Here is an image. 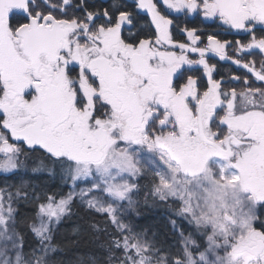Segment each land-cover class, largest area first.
Returning <instances> with one entry per match:
<instances>
[{
    "label": "snow or ice",
    "instance_id": "1",
    "mask_svg": "<svg viewBox=\"0 0 264 264\" xmlns=\"http://www.w3.org/2000/svg\"><path fill=\"white\" fill-rule=\"evenodd\" d=\"M136 8L154 25L147 38L124 35L138 18L119 0L103 10L86 0H0V171L27 168L41 152L31 171L58 167L73 187L59 199L23 180L14 192L0 188V264H61L53 238L76 198L115 229H103L107 264H264V0H138ZM173 11L202 13L247 39L208 35L201 47L198 29L185 27L188 42L175 41ZM257 52L258 67L245 59ZM208 54L243 74L214 78ZM185 65L202 66L201 76L185 75ZM78 183L88 187L76 192ZM150 200L201 241L180 230L173 250L150 227L137 230L125 214ZM37 201L39 224L29 227L39 243L26 253L13 204Z\"/></svg>",
    "mask_w": 264,
    "mask_h": 264
},
{
    "label": "trees",
    "instance_id": "2",
    "mask_svg": "<svg viewBox=\"0 0 264 264\" xmlns=\"http://www.w3.org/2000/svg\"><path fill=\"white\" fill-rule=\"evenodd\" d=\"M37 158L36 156H30L25 161L27 168H20L8 174H0V188L8 187L9 191L14 192V186L19 185L23 180L36 184V190L41 195L56 194V198L66 195L70 191L71 181L65 182L61 179L58 167L55 175H50L47 171L37 173L31 171V168L38 163ZM140 199L142 201V196ZM38 203L37 201L28 204L23 202L13 204L14 208L18 209L16 213L17 228L25 235L24 251L26 253L37 247L39 243L38 238L29 227V225L36 222ZM168 204H172V202H168ZM173 207H178V204L173 205ZM138 212V215L135 212H129L125 219H131L137 230L150 227L149 235L152 232L157 233L156 238L164 241L166 245H174L173 250L182 246L178 232L168 224V218L176 219L177 224L185 233L192 230L185 220L175 216L173 209L167 207L164 203L153 204L151 200L147 205L141 203ZM92 224H97L101 230H94L91 227ZM105 228L108 232L115 231L106 214H102L95 209H89L86 204L75 199L70 214H66L56 227L53 243L58 245V249L52 258L60 261L61 264H92V258H96L99 264H107V252L102 247L108 241V234L103 231ZM192 233L195 235L193 230Z\"/></svg>",
    "mask_w": 264,
    "mask_h": 264
},
{
    "label": "flooded vegetation",
    "instance_id": "3",
    "mask_svg": "<svg viewBox=\"0 0 264 264\" xmlns=\"http://www.w3.org/2000/svg\"><path fill=\"white\" fill-rule=\"evenodd\" d=\"M78 2V0H74V3ZM88 8L91 9H99L103 10L105 8H109L113 3L114 0H86ZM119 3L126 6V8L133 13L138 18L137 26L134 28H125L124 35L127 36L129 32L138 33L139 38H147V36L151 35L154 32V25L150 23V15H148L144 10H139L136 8L138 0H119ZM73 9H69V12H72ZM78 15L81 13H77ZM171 19L174 20V25L171 28L172 36L175 41L181 43H187L188 38L187 34L183 31L185 27L188 28H197V34L200 35L201 40L204 42L199 46L203 47L207 43V36L208 35H216L217 39L220 40H238V39H247L241 35H237L235 30L226 31L224 27L220 25L219 21L213 22L212 18H205L203 17L202 13H188L185 15L184 13H175L174 11L170 15ZM147 22V23H146ZM178 25V27H177ZM178 51V49H177ZM228 54H232V49H228ZM192 59H198V55L190 54ZM209 62L215 64L217 66L216 72L214 73V78L219 79L221 76L225 78V80H229L232 75H242L243 71L238 68L235 64H233L229 60H220L219 57H214V54H208ZM262 57L259 53H255L251 57H246L245 59H255L257 61V67L259 66V61ZM185 69H190L191 71H186L185 75H196L201 76L203 72V68L200 65H185ZM206 77L202 78V86L206 84ZM226 86L228 87H237L239 88L240 85L235 83H229ZM259 86V85H256ZM41 152H33L30 156L42 157ZM21 158L24 157L22 156ZM168 202H172L171 200ZM175 231H178L175 229Z\"/></svg>",
    "mask_w": 264,
    "mask_h": 264
},
{
    "label": "rangeland",
    "instance_id": "4",
    "mask_svg": "<svg viewBox=\"0 0 264 264\" xmlns=\"http://www.w3.org/2000/svg\"><path fill=\"white\" fill-rule=\"evenodd\" d=\"M20 159H21V157H20ZM11 173V172H10ZM0 174H8V173H4V172H2V171H0ZM86 187H88V185L87 184H84V183H78L77 185H76V188H75V191L76 192H79V190L81 189V188H86ZM73 190V187H72V182H71V186H70V191H72ZM69 191V192H70ZM68 192V193H69ZM93 195H101V194H99V193H94ZM57 199H59V198H57ZM76 200H78V201H80L81 203H83L79 198H76ZM85 204V203H84ZM14 207V206H13ZM129 213V212H128ZM128 213H126L125 214V218H126V216L128 215ZM62 219H63V217H62ZM61 219V220H62ZM187 222V221H186ZM35 224H39V221L36 219V222H35ZM188 224V223H187ZM189 225V224H188ZM58 226V225H57ZM56 226V227H57ZM190 226V225H189ZM191 228H192V230L194 231V228H193V226H190ZM176 230H178L177 232H178V236H179V231L180 230H183L181 227H180V225L178 224V227H177V229ZM192 230L191 231H189V232H192ZM195 232V231H194ZM189 233H185L184 232V235L185 236H187ZM196 235V236H195ZM195 235H193V238L194 239H196L197 240V242L199 243L200 241H201V237L198 235V234H196L195 233ZM182 246V245H181ZM202 250V249H201ZM52 257H53V255H52Z\"/></svg>",
    "mask_w": 264,
    "mask_h": 264
}]
</instances>
